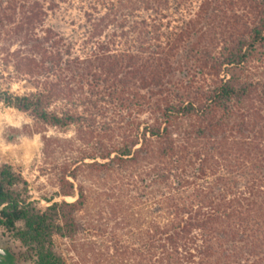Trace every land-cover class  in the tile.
I'll list each match as a JSON object with an SVG mask.
<instances>
[{
	"label": "trees",
	"instance_id": "16d2710c",
	"mask_svg": "<svg viewBox=\"0 0 264 264\" xmlns=\"http://www.w3.org/2000/svg\"><path fill=\"white\" fill-rule=\"evenodd\" d=\"M72 11L75 35L46 24ZM1 38L33 90L0 101L61 197L35 208L0 165V226L32 264H264V0H0Z\"/></svg>",
	"mask_w": 264,
	"mask_h": 264
},
{
	"label": "rangeland",
	"instance_id": "374dc122",
	"mask_svg": "<svg viewBox=\"0 0 264 264\" xmlns=\"http://www.w3.org/2000/svg\"><path fill=\"white\" fill-rule=\"evenodd\" d=\"M70 20L78 23V16L73 11L69 13V16H54V18H48L46 24L51 26L54 30L62 33L64 36L69 37L73 34L75 35L77 32V28L68 24ZM4 41V38L0 39V92H7L13 95H22L31 92L33 89L26 79L19 77L13 72L9 58L7 65H3V59L7 60L5 52L6 45ZM10 47L12 49L14 48L13 46ZM12 49H9V51ZM179 76L180 74L174 73V76L171 77V81L177 80ZM114 127L115 126L113 125L112 128ZM34 128L38 127L32 124V120L28 114L6 106L0 101V165H10L13 171L20 175L23 182L22 185H19L22 196L27 197V201L35 208H42L48 204L45 201L46 199L59 200L61 197L55 195L57 187L54 174L51 173L50 164H45V161H43L40 151V135L38 133L29 134L30 132H33L31 130H34ZM44 129V134L57 136L61 139H67L73 135L71 127L63 130L51 127ZM27 130H29L28 133ZM116 131L117 130L115 129L114 132ZM67 158H69V151L67 148L55 147L54 155L50 161L54 160L55 164H58V162L67 160ZM78 181L85 185L87 184L85 180L81 179V176H79ZM63 199L65 201H72L74 197H64ZM16 225L20 226L21 224L18 222ZM121 233L122 230H116L117 240H119V235ZM130 237L129 239L125 238L128 243H131L132 238ZM53 240L57 252L63 250L68 244L66 239L54 237ZM0 245L8 247L14 253L19 255L27 252V248L21 245L12 236L10 231L5 230L1 226ZM125 245L127 244L125 243ZM69 253L70 252H67V254L62 253L64 259L63 264H77L74 262L73 258H71ZM107 254V257L110 258L111 261L117 260V255H115L111 247ZM105 260L109 261V259L106 258ZM31 261L32 258L29 256L27 260L19 262V264H29ZM110 263L111 262H106L105 264Z\"/></svg>",
	"mask_w": 264,
	"mask_h": 264
},
{
	"label": "flooded vegetation",
	"instance_id": "af4514ba",
	"mask_svg": "<svg viewBox=\"0 0 264 264\" xmlns=\"http://www.w3.org/2000/svg\"><path fill=\"white\" fill-rule=\"evenodd\" d=\"M29 256L32 258L28 251L25 254L19 255L8 247L0 245V264H19V262L27 260ZM29 264H32V261Z\"/></svg>",
	"mask_w": 264,
	"mask_h": 264
}]
</instances>
